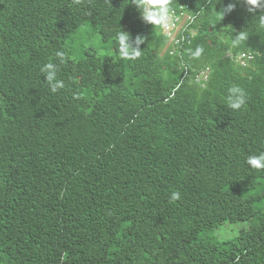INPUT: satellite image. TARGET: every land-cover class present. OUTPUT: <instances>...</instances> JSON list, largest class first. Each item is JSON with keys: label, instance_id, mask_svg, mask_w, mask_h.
<instances>
[{"label": "trees", "instance_id": "obj_1", "mask_svg": "<svg viewBox=\"0 0 264 264\" xmlns=\"http://www.w3.org/2000/svg\"><path fill=\"white\" fill-rule=\"evenodd\" d=\"M230 2L172 0L204 9L177 48L204 46L200 88V63L160 62L167 37L128 0H0V264H264V170L245 163L264 151V11L221 16ZM119 29L144 37L138 59L118 56ZM240 31L245 67L226 54ZM228 220L248 226L214 237Z\"/></svg>", "mask_w": 264, "mask_h": 264}, {"label": "clouds", "instance_id": "obj_2", "mask_svg": "<svg viewBox=\"0 0 264 264\" xmlns=\"http://www.w3.org/2000/svg\"><path fill=\"white\" fill-rule=\"evenodd\" d=\"M128 2L138 10L143 22L152 25L153 28L160 29L165 37H167L166 44L162 48L161 53H159L161 57L158 60L160 62L166 61L164 57L167 56L164 53H167L169 56L172 55L175 58L176 66L181 70L193 68L194 64L199 62V70L193 79L200 88H206L208 81L212 77L213 68L204 60V46H189L186 53L180 52V49L177 50L178 46L182 45L180 42H189V38L196 34V23L204 9L194 10L188 3L171 6L172 0H128ZM238 2H242L249 13L254 14L258 10L264 11V0H235V2H230L220 12L221 16L230 13ZM74 3L79 4L80 0H74ZM259 20L261 24H264V15H260ZM247 38V31H240L234 36L226 52L236 65L242 67L248 65L249 61L253 58L252 55L245 51L233 54L232 51L239 48ZM116 41L117 53L122 60H136L141 56L142 50L138 46L144 43L143 36H136L133 39L128 32L119 29L116 33ZM55 57L58 59L59 64L48 62L40 68V72L45 77L46 85L51 93H56L65 87L64 81L58 79L57 73L59 66L66 62L67 54L65 51L57 50ZM178 87L179 85L175 84V89ZM227 93V106L231 110H240L246 104L247 93L241 86L233 84L227 89ZM245 163L251 169L264 170V151L249 155ZM180 198L178 191L171 192L170 202H175Z\"/></svg>", "mask_w": 264, "mask_h": 264}, {"label": "rangeland", "instance_id": "obj_3", "mask_svg": "<svg viewBox=\"0 0 264 264\" xmlns=\"http://www.w3.org/2000/svg\"><path fill=\"white\" fill-rule=\"evenodd\" d=\"M166 48V47H165ZM164 48V49H165ZM247 221H225L220 224L215 230L211 233L214 237L218 239H230L233 238L242 227H247Z\"/></svg>", "mask_w": 264, "mask_h": 264}]
</instances>
